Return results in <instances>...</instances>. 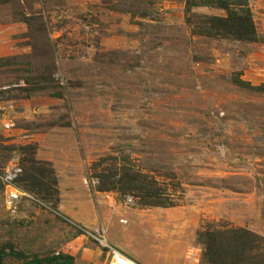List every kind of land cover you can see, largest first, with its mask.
I'll return each mask as SVG.
<instances>
[{
	"label": "rangeland",
	"instance_id": "374dc122",
	"mask_svg": "<svg viewBox=\"0 0 264 264\" xmlns=\"http://www.w3.org/2000/svg\"><path fill=\"white\" fill-rule=\"evenodd\" d=\"M247 1L254 42L190 0H2L1 264H109L96 227L131 264H264V0ZM148 186L176 206L142 207Z\"/></svg>",
	"mask_w": 264,
	"mask_h": 264
},
{
	"label": "trees",
	"instance_id": "16d2710c",
	"mask_svg": "<svg viewBox=\"0 0 264 264\" xmlns=\"http://www.w3.org/2000/svg\"><path fill=\"white\" fill-rule=\"evenodd\" d=\"M2 0H0V4ZM191 7H207L223 10L227 13V18L213 19V28L219 34L231 36L237 40L254 42L256 40V27L251 12L248 10L247 0H190ZM244 85V84H243ZM264 87L256 88V91L262 92ZM142 175L128 172L124 175L127 184L139 180ZM148 189L136 190L139 193L140 205L147 208H173L176 203H171L165 195L161 194L154 186H148ZM128 187L125 191H131ZM48 261H35L34 264H45ZM1 264V263H0Z\"/></svg>",
	"mask_w": 264,
	"mask_h": 264
},
{
	"label": "built area",
	"instance_id": "2783aa9c",
	"mask_svg": "<svg viewBox=\"0 0 264 264\" xmlns=\"http://www.w3.org/2000/svg\"><path fill=\"white\" fill-rule=\"evenodd\" d=\"M18 171H7L1 178L3 184H5L7 191V204L12 206L15 202L20 199V192L15 186V180L17 178ZM131 202V201H130ZM87 236L92 238L94 241L99 243L104 249H108L111 255V261L109 264H131V259L123 252L110 247L107 244L105 231L102 228L96 227L93 231L86 232Z\"/></svg>",
	"mask_w": 264,
	"mask_h": 264
}]
</instances>
